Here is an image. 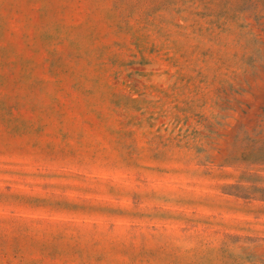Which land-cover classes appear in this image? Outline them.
Instances as JSON below:
<instances>
[{"label": "rangeland", "instance_id": "374dc122", "mask_svg": "<svg viewBox=\"0 0 264 264\" xmlns=\"http://www.w3.org/2000/svg\"><path fill=\"white\" fill-rule=\"evenodd\" d=\"M0 264H264V0H0Z\"/></svg>", "mask_w": 264, "mask_h": 264}]
</instances>
